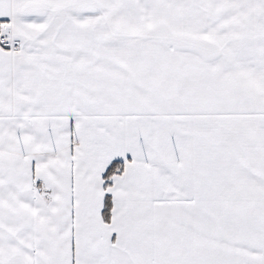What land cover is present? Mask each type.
Here are the masks:
<instances>
[{
    "label": "snow or ice",
    "instance_id": "6c2138e0",
    "mask_svg": "<svg viewBox=\"0 0 264 264\" xmlns=\"http://www.w3.org/2000/svg\"><path fill=\"white\" fill-rule=\"evenodd\" d=\"M0 264H264V0H0Z\"/></svg>",
    "mask_w": 264,
    "mask_h": 264
}]
</instances>
